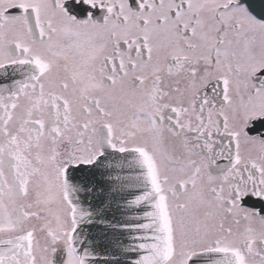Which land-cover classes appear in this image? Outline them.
Wrapping results in <instances>:
<instances>
[{
	"label": "snow or ice",
	"instance_id": "1",
	"mask_svg": "<svg viewBox=\"0 0 264 264\" xmlns=\"http://www.w3.org/2000/svg\"><path fill=\"white\" fill-rule=\"evenodd\" d=\"M0 264H264V0H0Z\"/></svg>",
	"mask_w": 264,
	"mask_h": 264
}]
</instances>
